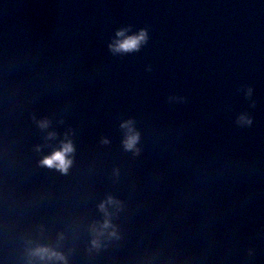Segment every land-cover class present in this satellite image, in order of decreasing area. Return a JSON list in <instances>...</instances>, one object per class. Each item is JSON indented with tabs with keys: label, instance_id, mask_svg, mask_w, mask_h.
Returning a JSON list of instances; mask_svg holds the SVG:
<instances>
[{
	"label": "water",
	"instance_id": "water-1",
	"mask_svg": "<svg viewBox=\"0 0 264 264\" xmlns=\"http://www.w3.org/2000/svg\"><path fill=\"white\" fill-rule=\"evenodd\" d=\"M0 264H264V0H0Z\"/></svg>",
	"mask_w": 264,
	"mask_h": 264
},
{
	"label": "clouds",
	"instance_id": "clouds-1",
	"mask_svg": "<svg viewBox=\"0 0 264 264\" xmlns=\"http://www.w3.org/2000/svg\"><path fill=\"white\" fill-rule=\"evenodd\" d=\"M118 34H121V33H118ZM143 39H145V32H144V30H141L139 32V34L127 37L123 41H119L115 47L117 49L129 50V49L137 47L139 42L142 41ZM40 123H41V126L46 125V121H41ZM124 123L129 124L130 122H124ZM122 126H124V125H122ZM137 138H138L137 134H135L134 132H131V134H129L124 141L125 147L128 149H132L135 145ZM71 151H72V146H71V143L68 142L63 146L61 151L56 152L51 157L45 158V160L43 162L50 165V166L53 165V163H55L56 167H58L62 171H64L67 169V166L71 163L70 158H66L65 154L68 152H71ZM108 202L109 203L113 202L111 197H109ZM100 207L102 209L104 208L103 202L101 203ZM103 227L104 228L110 227V221H108L106 219L103 222ZM110 234L114 235L115 233L113 232ZM92 244L97 245L98 241L94 239L92 241ZM34 252L41 255L42 258L45 254H47L50 257L55 256V257L59 258L60 260H64V257L62 254L55 252L54 250H49L47 247L37 248L34 250Z\"/></svg>",
	"mask_w": 264,
	"mask_h": 264
}]
</instances>
